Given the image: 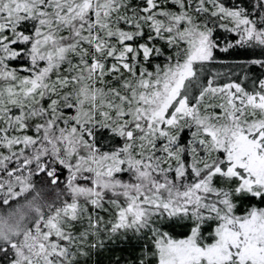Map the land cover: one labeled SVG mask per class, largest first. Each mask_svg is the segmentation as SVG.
I'll return each mask as SVG.
<instances>
[{
  "label": "snow or ice",
  "instance_id": "6c2138e0",
  "mask_svg": "<svg viewBox=\"0 0 264 264\" xmlns=\"http://www.w3.org/2000/svg\"><path fill=\"white\" fill-rule=\"evenodd\" d=\"M0 264H264V0H0Z\"/></svg>",
  "mask_w": 264,
  "mask_h": 264
}]
</instances>
